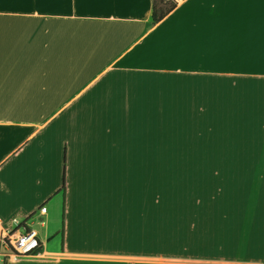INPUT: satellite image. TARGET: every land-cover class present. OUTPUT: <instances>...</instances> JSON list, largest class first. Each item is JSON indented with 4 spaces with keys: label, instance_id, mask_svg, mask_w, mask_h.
<instances>
[{
    "label": "crops",
    "instance_id": "0c3cea01",
    "mask_svg": "<svg viewBox=\"0 0 264 264\" xmlns=\"http://www.w3.org/2000/svg\"><path fill=\"white\" fill-rule=\"evenodd\" d=\"M153 3L0 0V264H264V0Z\"/></svg>",
    "mask_w": 264,
    "mask_h": 264
},
{
    "label": "built area",
    "instance_id": "2783aa9c",
    "mask_svg": "<svg viewBox=\"0 0 264 264\" xmlns=\"http://www.w3.org/2000/svg\"><path fill=\"white\" fill-rule=\"evenodd\" d=\"M174 2V0H171ZM183 0H175L179 3ZM47 207L40 208L38 215L33 214L27 219H13L12 225L0 224V257L4 261L18 262L23 259L40 257L41 230L46 224ZM37 216V217H36Z\"/></svg>",
    "mask_w": 264,
    "mask_h": 264
},
{
    "label": "trees",
    "instance_id": "16d2710c",
    "mask_svg": "<svg viewBox=\"0 0 264 264\" xmlns=\"http://www.w3.org/2000/svg\"><path fill=\"white\" fill-rule=\"evenodd\" d=\"M176 7H177V4L171 0H164L163 4L159 3L158 0H154L153 13H152L153 23L156 24L160 22L170 12H172Z\"/></svg>",
    "mask_w": 264,
    "mask_h": 264
},
{
    "label": "snow or ice",
    "instance_id": "6c2138e0",
    "mask_svg": "<svg viewBox=\"0 0 264 264\" xmlns=\"http://www.w3.org/2000/svg\"><path fill=\"white\" fill-rule=\"evenodd\" d=\"M159 3L163 4L164 3V0H158ZM174 3H175V0H174Z\"/></svg>",
    "mask_w": 264,
    "mask_h": 264
}]
</instances>
